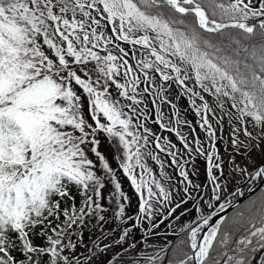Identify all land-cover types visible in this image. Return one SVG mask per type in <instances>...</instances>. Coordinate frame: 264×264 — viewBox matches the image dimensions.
I'll return each mask as SVG.
<instances>
[{"label":"snow or ice","instance_id":"6c2138e0","mask_svg":"<svg viewBox=\"0 0 264 264\" xmlns=\"http://www.w3.org/2000/svg\"><path fill=\"white\" fill-rule=\"evenodd\" d=\"M173 85L200 117L210 147L199 137L189 142L165 117L167 104L176 125L191 124L176 110ZM148 102L159 127L179 136L187 159L147 126ZM216 109L223 114L217 123L238 114L249 140L245 148L253 139L259 146L264 0H0V264H91V256L81 260L75 251L80 242L71 236L90 216L104 221L100 201L108 183L114 184V217L122 221L115 244H127L108 264H264V189L243 210L214 223L205 215L185 223L171 257L147 242L162 210L173 216L181 205L202 203L209 187L210 199H220L224 161L209 119ZM249 120L260 129L256 136ZM238 131L233 127L231 144L239 153ZM101 133L137 194V212L127 216L136 222L131 229L123 225L130 200L98 150ZM149 145L171 157L178 179L163 171L164 161ZM196 156L205 158L203 186L188 170ZM149 159L160 165L158 176ZM232 167L252 180L264 178V167L248 172L234 160ZM72 187L83 204L62 209L64 198L75 201ZM145 220L151 225L145 247L129 243Z\"/></svg>","mask_w":264,"mask_h":264},{"label":"rangeland","instance_id":"374dc122","mask_svg":"<svg viewBox=\"0 0 264 264\" xmlns=\"http://www.w3.org/2000/svg\"><path fill=\"white\" fill-rule=\"evenodd\" d=\"M125 47H127L125 45ZM194 81H189V86H193ZM199 90V89H197ZM206 99L208 100L209 104L213 107L216 108V103L213 99V97L204 94ZM187 100V103L190 106L189 100L187 97H185ZM200 101L197 100V104H199ZM167 109L166 113H165V117L166 118H170L172 120V127L177 128V130L179 131L181 136H184L189 142H192L196 137H199V139L201 140V142L205 145V147H210V142L208 141V137L206 132L200 128L199 126V120L200 117L197 116L193 110L194 113V118L195 121L197 122V127H195V125L193 126L192 124L189 125H176L175 124V117L172 116L173 113V109L171 107H168L167 105H164ZM221 115H223L219 109H216V117L214 118L211 114H209V119L213 125V128L216 131V137H217V150L219 152L220 157H222L223 161H224V172H223V176L224 179L221 180V184L223 186V191L220 193V199L221 200L231 189H233L235 186H237L239 183H241L242 181H244L245 179L248 178L247 175L245 174H241L239 171H233V167H232V162L234 160L235 165L239 166V167H244L247 168L248 172H253L255 170V168L258 166L259 161H260V157L262 154V150H263V146H264V138L259 140V146L257 147V141L255 139L250 141V146L245 148L244 145H248L249 144V140L248 138L244 135V131L243 128L241 127L240 123L238 122V120L236 119V116L238 114H236L235 112L233 113V117L230 119L227 116H224L223 118V122L222 123H217V118L220 117ZM233 127L239 129L237 135L239 137V140L242 141V145H241V150L238 153L235 148L233 147V145L231 144V139L233 138L232 136V129ZM248 131L251 132L253 134V136H256V134L260 131V129L258 127L253 126V122H251L250 120L248 121ZM176 133V132H175ZM179 136L177 135L178 139ZM99 140L100 143L98 145V150L105 155L106 160L108 162H110V164L112 163V159H111V151H110V147L107 146L106 142H105V137L104 135L101 133L99 134ZM116 152V151H115ZM89 157L91 159H93L94 161L96 160V157L93 153L89 152L88 153ZM117 155V153H116ZM192 166L199 172L204 174V182L203 184H207L208 180H207V175H206V163H205V158L203 156H196L194 158V164H192ZM264 188V185L263 187ZM71 189V188H70ZM208 192H209V196L208 197H204L203 198V202L199 204L198 208H199V213L202 215H205L208 211H210L214 205L219 201L217 200H212L210 199L211 197V189L210 187L208 188ZM78 196L81 199V196L78 192ZM103 199H104V204L108 205L109 204V200L113 199L112 197V193L110 192V184L108 183L106 187H104L103 189ZM81 203L79 204L78 208L83 204V200H80ZM211 205V206H209ZM71 204L69 201H65L64 202V206L63 208H70ZM77 208V209H78ZM102 214L105 219L104 221H99L95 216H90L86 219L85 223L90 226V229L88 230L86 228V225L83 226L80 230L79 233H77L76 236H71V239L73 240V242L79 241V246L75 249V251L79 254L80 258H84L85 255H87V252H89V250H94V246L96 245V243H103L104 241L109 240V235L113 234V233H118V228H114V230L109 231V225L111 220L113 219V215L112 212L109 210L108 207L103 206V211L100 213ZM60 220L63 221L65 220V217L63 215H61ZM88 221H91V224H88ZM75 225H73V229H74ZM98 227H101L103 229L104 234H101L102 237L99 235L100 233H98ZM148 228H143L141 230V237H139V239L136 241V243L138 244L139 247H145V245H143L141 243L142 238L147 235V230ZM87 230V231H86ZM37 231H39L37 229ZM89 231V235L88 232ZM104 235V236H103ZM93 236V238H92ZM92 238V239H91ZM103 241V242H102ZM147 242L148 245H151V249L150 250H157L156 247H153V242L154 240H150L147 237ZM35 243L39 244L41 243V240L39 238H35ZM127 249V248H126ZM122 253V250L120 249V252ZM96 255V254H95ZM96 256L94 258V261H96L97 263L100 262V264H108L107 263V259L105 258V255L102 254V256L100 258H98L96 260ZM99 264V263H98Z\"/></svg>","mask_w":264,"mask_h":264},{"label":"trees","instance_id":"16d2710c","mask_svg":"<svg viewBox=\"0 0 264 264\" xmlns=\"http://www.w3.org/2000/svg\"><path fill=\"white\" fill-rule=\"evenodd\" d=\"M180 97V90L177 89V87L175 85H173V89H172V93H171V99L173 101V103H175L177 105V111L180 112V115L188 120L191 121V124L195 127H197V122L195 121L194 118V113L193 110L191 109V107L189 106V104L187 103L186 98H178ZM167 105V104H165ZM168 107H171L170 105H167ZM148 109H149V119L147 120V126L152 130L153 133H155L156 135H160L162 137H167L173 144L176 145V150H179L180 152L183 153L184 158L187 159L188 158V154L187 152H185L183 150V145L180 142V139H175L177 138V134L174 131H165L163 129H161L159 127V125L155 122V106H153L150 102H148ZM162 111L165 114L167 109L166 107L163 105L162 107ZM104 135V134H103ZM105 137V142L107 144L108 147H110V151H111V159H112V163H111V167L113 169H116V176H117V181L122 185V191L128 196L130 203L128 202H124L125 203V207H126V216L123 218V225L126 227H129L131 229L132 224H135V220H133L132 222H129L127 220V216H135L137 209H138V204L139 201L137 199V194L135 193L134 189L131 187L129 180L126 178V176L123 174L122 170L117 169V163L118 161L114 159V156L116 155L115 152V148L114 146L109 142V140ZM150 148L153 149L154 153L159 155L160 159L162 161H164V169L163 171L167 172L169 175L173 176V180L175 181L176 179H178V176L176 174V171L173 167H169L170 163H171V157L166 156L165 153H161L159 152V150L154 149V145H149ZM149 165V167H151L153 169V175L158 176L159 172L161 171L160 165L158 163H156L155 161H151L150 159L146 161ZM188 170L190 172V175L192 173H195L194 175H192V179L194 181V183L196 184H200V185H204V174L197 171L192 164L188 166ZM139 170L137 169V172ZM110 184V192L112 193V197L113 199L109 200V204L106 205L104 204V199L101 200V204L103 206H106L109 208V210L112 212L113 215V219L110 222L109 225V231L114 230V228H118V233H113L111 235H109V240L107 241H102L103 243H96L95 246L98 247H94V250H91L89 252H87L88 256L93 257V259L91 260V264H100V262H96L94 261V258L96 256V258H100L103 255H105V258L108 260L107 263L113 258L115 257V255L117 253L120 252V249L123 251L124 249L127 248V244H125L123 246V249L115 244V239L122 233V227H121V223L122 221L120 219H117L114 217V212L118 211V208L115 205L114 202V193H113V189H114V184L109 183ZM264 189V188H261ZM261 189H259L257 192L251 194L249 197H247L246 199L242 200L241 202H239L238 204H236L234 207H232L231 209L228 210V212L225 214V216H230L232 215L235 211L237 210H243L244 207L247 205V203L257 197L260 192ZM70 193L72 196H75V201H71L69 200L67 197L64 198L61 201V208L64 206V202L65 201H69L70 204L72 205L73 203L75 204L76 208H78L79 204L81 203V199L78 196V191L75 187H72L70 189ZM180 195H183V193L181 192ZM178 202V200H177ZM200 203H197L196 201H191L186 203L185 205H181V207L174 213L173 216H168L167 215V211L162 210L160 214L157 215L156 218V227L154 229H152V235L148 236V238L150 240H154L153 242V247H158L157 250H161L164 249L165 254L167 257H171V249L174 247L175 244L179 243L178 241V237L180 236V229L182 228V226L185 223H191L193 220L195 219H199L200 216H202V214L199 213V211H197V208L199 206ZM183 214V215H182ZM61 217V216H60ZM88 224H91V221H88ZM89 230L90 226H88L86 223L83 225ZM82 226V227H83ZM81 227V228H82ZM76 228V226L74 227V229ZM81 228L79 230L73 231V236H76L77 233L80 232ZM143 228H151V225H149L147 223V221H143L142 223L138 224L135 228V230L133 231V237L132 239L129 240V243H132L133 241H137L139 239V237H141L142 233L141 230ZM87 231V230H86ZM98 233H100L99 235L102 237L101 234H104L103 229L101 227H98ZM89 235V231L87 232ZM104 236V235H103ZM93 238V236H92ZM91 238V239H92ZM104 244H107L108 250L107 251H103V252H99V248H102ZM156 251V249L154 250ZM96 254V255H95ZM131 255H129L128 257H125V259H130ZM96 259V260H97ZM81 260H83L81 258ZM164 264H166V260L163 261Z\"/></svg>","mask_w":264,"mask_h":264},{"label":"water","instance_id":"95a60500","mask_svg":"<svg viewBox=\"0 0 264 264\" xmlns=\"http://www.w3.org/2000/svg\"><path fill=\"white\" fill-rule=\"evenodd\" d=\"M258 167H264V146L259 164L255 168V170ZM245 185L248 186H246L244 190L239 192V189ZM263 185H264V178L261 177H258L255 180H252L248 177L247 179L239 183L237 186L231 189L221 200H219L210 211H208L205 214V216L211 217L210 224L214 223L220 216L222 215L225 216V214L228 212L229 209H231L236 204L249 197L251 194L257 192L259 189L263 187ZM221 203L225 204L223 210H221L219 207ZM162 264H164V262H162Z\"/></svg>","mask_w":264,"mask_h":264},{"label":"bare ground","instance_id":"6f19581e","mask_svg":"<svg viewBox=\"0 0 264 264\" xmlns=\"http://www.w3.org/2000/svg\"><path fill=\"white\" fill-rule=\"evenodd\" d=\"M246 186H248V185H245V186L241 187V188L239 189V192L242 191V190H244V189L246 188Z\"/></svg>","mask_w":264,"mask_h":264}]
</instances>
